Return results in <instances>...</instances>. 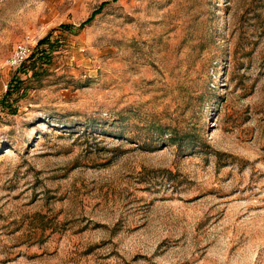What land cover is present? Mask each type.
Listing matches in <instances>:
<instances>
[{
  "label": "rangeland",
  "instance_id": "rangeland-1",
  "mask_svg": "<svg viewBox=\"0 0 264 264\" xmlns=\"http://www.w3.org/2000/svg\"><path fill=\"white\" fill-rule=\"evenodd\" d=\"M0 264H264V0H0Z\"/></svg>",
  "mask_w": 264,
  "mask_h": 264
},
{
  "label": "built area",
  "instance_id": "built-area-1",
  "mask_svg": "<svg viewBox=\"0 0 264 264\" xmlns=\"http://www.w3.org/2000/svg\"><path fill=\"white\" fill-rule=\"evenodd\" d=\"M30 50V41H23L18 43L9 58L10 66L20 67L26 61Z\"/></svg>",
  "mask_w": 264,
  "mask_h": 264
},
{
  "label": "trees",
  "instance_id": "trees-1",
  "mask_svg": "<svg viewBox=\"0 0 264 264\" xmlns=\"http://www.w3.org/2000/svg\"><path fill=\"white\" fill-rule=\"evenodd\" d=\"M104 4H105V3H103L102 5H104ZM101 8H102V7L96 9V10L92 13V15L82 23V25H85V24L90 23V22L94 19V17H95L99 12H101ZM61 27H62L63 29H67V28H68V25H67V24H62ZM42 43H45V42L43 41ZM7 96H9V95H7Z\"/></svg>",
  "mask_w": 264,
  "mask_h": 264
}]
</instances>
